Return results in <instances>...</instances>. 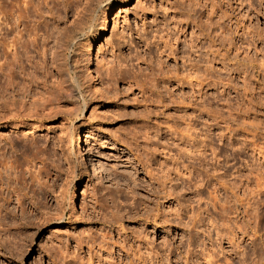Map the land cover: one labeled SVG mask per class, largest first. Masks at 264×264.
Returning a JSON list of instances; mask_svg holds the SVG:
<instances>
[{
    "label": "rangeland",
    "instance_id": "rangeland-1",
    "mask_svg": "<svg viewBox=\"0 0 264 264\" xmlns=\"http://www.w3.org/2000/svg\"><path fill=\"white\" fill-rule=\"evenodd\" d=\"M14 1L7 6L6 0L0 10V264H111L120 258L129 264L131 257L119 251L125 238L135 249L140 246V264H151L144 257L155 254L152 264L202 263L198 250L208 216L204 209L213 197L205 190L207 180L264 166V69L259 65L264 62V0H227L229 8L223 0L233 22L221 21L231 30L227 34L231 45L225 46L228 56L223 59L214 56L220 28L203 25L213 0H112L110 26L102 33L94 22V15L101 12L95 0ZM87 4L93 8L90 25L74 38L80 19L87 16ZM181 25L188 38L182 39L180 58L170 66L181 75L191 73L187 77L192 84L175 87L174 82L168 90L175 94L168 96L159 82L161 89L153 97L161 96L164 102L149 106L155 114L149 116L137 90L130 89L124 78L155 66L157 57L168 51L163 41L171 43ZM201 26L205 36L194 53L191 44ZM69 36L73 40L66 46ZM212 40L218 44L212 45ZM147 47L149 54H144ZM109 66L114 72L106 69ZM74 70L83 89L78 99ZM74 104L82 108L76 119ZM168 121L176 133L166 130ZM79 136L83 139L78 150ZM201 144L206 145L200 148L203 155L194 152ZM181 146L189 150L183 153ZM93 158L101 167L90 168ZM176 168L190 174L180 176ZM150 169L156 174L153 178ZM77 176L81 184L73 210L68 198ZM261 187L260 194L252 195L260 200L258 232L253 237L251 232L247 237L236 233L235 243L243 253L233 254L232 264H264V179ZM147 211L159 215L145 221ZM112 214L122 225L101 222L102 215L109 220ZM164 216L172 224L161 223ZM103 231L113 234L110 241L117 245L110 244L108 255L104 252L97 260L98 247L89 237L99 241Z\"/></svg>",
    "mask_w": 264,
    "mask_h": 264
},
{
    "label": "bare ground",
    "instance_id": "bare-ground-1",
    "mask_svg": "<svg viewBox=\"0 0 264 264\" xmlns=\"http://www.w3.org/2000/svg\"><path fill=\"white\" fill-rule=\"evenodd\" d=\"M1 1H3V0H0V10H1V8L3 7V3L6 1V0H4L3 1V3H1ZM10 1V3L8 2V5L7 6H9V4H13V1L14 0H9ZM23 1H27V0H23ZM112 0H95V7H99L101 10V12L100 13H102V15L99 13V14H95L94 15V22H95V24H96V26H97V29H98V33H102V32H104L109 26H110V21H109V19H110V16H109V14H110V12H111V10H112V8H113V2L114 1H112ZM218 1V0H217ZM221 2L218 4L216 1H212V3H210V8L208 9V11H206L207 12V19H206V21L204 22L205 24H203V25H205L204 27L206 28V27H212V25L214 26V27H218V28H220V31H221V33L219 32V34H220V36H219V38H218V36H217V39H220L219 41H217V42H219V44L216 42V40H212V45L214 44V43H217L218 44V46H219V48H217V52L215 53V55L214 56H219L220 55V57L222 58V57H225L226 58V56H228V50L226 49V47L228 48V46H226L227 44L229 45V43L231 42H229L228 40H230L229 39V37L230 36H228L227 37V34L229 35V30L230 29H227L224 25L222 26L221 24H222V22L224 21V20H227L228 22H230L231 24L233 23V22H231V20H232V16L229 14V13H227L226 12V9H224L223 8V6H224V4L225 3H223V0H220ZM227 1V0H226ZM260 1V0H259ZM15 3H16V0L14 1ZM24 2V3H25ZM106 2V3H105ZM190 2V1H189ZM225 2V1H224ZM7 3V2H6ZM26 3H28V2H26ZM105 3V4H104ZM191 3V2H190ZM193 3V2H192ZM199 4L197 1L195 2V4ZM240 3V2H239ZM172 4V3H171ZM195 4H194V6H193V4H192V6L191 7H195ZM188 5V4H187ZM230 2H226V7H230ZM6 6V5H5ZM93 6V7H94ZM185 6V5H184ZM264 6V5H263ZM94 7V8H95ZM186 7V6H185ZM197 7V6H196ZM201 7V6H200ZM225 7V8H226ZM98 8V9H99ZM206 8V7H205ZM85 9V8H84ZM92 7L90 6V4H87V8L85 9V10H87L86 11V17L85 16H83V18L82 19H80V17H79V19H80V22H79V27H80V29H78V30H74V38H76L77 36V34H79V33H84V31L88 28V26L90 25L89 23H90V14H91V11H92ZM192 9V8H191ZM194 9V8H193ZM3 10V9H2ZM85 10H83L84 12H85ZM96 10V9H95ZM182 10V9H181ZM185 10V9H184ZM205 10V9H204ZM180 11V10H179ZM194 11V10H193ZM195 12V11H194ZM0 14H2L1 13V11H0ZM17 14V13H16ZM183 14V13H182ZM182 14H181V16H182ZM186 14H187V12H186ZM185 14V15H186ZM190 14V13H189ZM19 15V14H18ZM84 15V14H83ZM101 15V16H100ZM188 15V14H187ZM186 15V18H185V21H183L185 24H186V19H187V16ZM2 16V15H1ZM20 16V15H19ZM190 16V15H189ZM199 16V15H198ZM197 16V17H198ZM18 17V16H17ZM21 17V16H20ZM185 17V16H184ZM192 17V16H191ZM200 17V16H199ZM214 17H218L217 19L216 18H214ZM175 18V17H174ZM177 18V17H176ZM175 18V19H176ZM193 18V17H192ZM195 18V17H194ZM201 18V17H200ZM215 20H214V19ZM181 18H179V20H180ZM188 19H189V17H188ZM196 20V19H195ZM203 20V19H202ZM181 21V20H180ZM199 21V20H198ZM222 21V22H221ZM237 21V20H236ZM196 22V21H195ZM176 23V22H175ZM200 23H201V20H200ZM1 24H2V22H1ZM14 24V23H13ZM184 24V25H185ZM227 24V23H226ZM225 24V25H226ZM229 24V23H228ZM16 25V24H15ZM177 25V24H176ZM196 25V24H195ZM202 25V24H201ZM12 26V25H11ZM187 25H185V27H186ZM227 26V25H226ZM229 26V25H228ZM76 27V26H75ZM78 27V28H79ZM176 27V26H175ZM202 27V26H201ZM201 27H198V31H200V33H199V35L198 34H196V35H198V36H196V35H194V37L196 38L195 39V43L193 42V44H191L192 45V47L194 48V50H193V52L194 53H196V51H197V45H198V43H200V41H201V39L203 38V36H205L204 35V33H203V31H204V27H202V29H201ZM170 28V27H169ZM13 29V28H12ZM20 31V30H19ZM231 31V30H230ZM17 32V31H16ZM233 32V31H232ZM170 33V32H169ZM16 34V33H15ZM14 34V35H15ZM69 35H72V34H69ZM193 35H191L190 36V42L192 43V40H194V39H191V37H193ZM218 35V34H217ZM76 36V37H75ZM18 37V36H17ZM20 37V36H19ZM70 37V40H69V42H67L65 45L67 46L69 43H72V40H73V36H69ZM174 37V36H173ZM187 34H186V28H183V26L181 25V26H179V27H177V33L175 34V37L174 38H171L170 37V39H173V41L170 43L168 40H166V41H168V42H164L163 41V43H164V46H167L168 48H167V50L168 51H166L165 53H167L166 55L164 54V56H159V57H157V62H155V64H153V65H155V66H151L150 67V69H149V71L148 72H142V70H141V72L142 73H144V74H142V76H141V72L139 73L140 75L138 76L137 75V73H135V74H133L131 77H125L124 79H127V84L129 85V88L130 89H134V90H137V92H138V94H139V96L141 97V99H142V102H143V106H144V104H145V108H146V112H148V114L150 113V114H153V115H155L154 113H153V110H152V108H149V106H151V105H153L155 102L156 103H162V101L161 100H163V102H164V99H162L163 97H156V98H154L153 96V94H154V92L156 91H158V86H159V82H160V84H161V88H164V93L166 92V94L168 95V94H171V93H173V92H170L169 93V91H172V90H168V88H171L172 89V87H171V85H173V83L174 82H176V85H174L175 87H178V85L179 84H183V83H190V84H192L191 82H192V80H191V73L188 75V72L186 73V75H181L179 72H178V68L177 67H175V69H173V67H172V65L170 66V62H174V61H177V59L178 58H180V54H181V50H180V46L182 47V45H183V42H182V39L184 38V40L186 41L187 40ZM155 38V37H154ZM14 39V38H13ZM12 39V40H13ZM160 39H161V37H160ZM16 40H17V38H16ZM15 40V41H16ZM68 40V39H67ZM75 40V39H74ZM14 41V40H13ZM152 41H154V40H152ZM150 42V41H149ZM149 42H147L146 43V46H149ZM162 42V41H161ZM1 43H4V40L3 41H1ZM11 43H13V42H11ZM16 43V42H15ZM15 43H13V44H15ZM23 43V42H22ZM27 43V42H26ZM162 43V44H163ZM6 44V46L5 47H7V44H8V42L7 43H5ZM12 44V45H13ZM185 44H187V43H185ZM11 45V46H12ZM65 45H64V47H65ZM230 45H231V43H230ZM0 46H1V44H0ZM3 46L4 45H2V48H3ZM62 47H63V44L61 45ZM217 46V47H218ZM226 46V47H225ZM9 47H10V44H9ZM135 47H139V45L137 44V43H135ZM13 48V47H12ZM17 48V47H16ZM66 48V47H65ZM144 48V47H143ZM166 48V47H165ZM221 48L223 49V53H220V51H221ZM7 49H9L8 47H7ZM6 49V50H7ZM151 49V48H150ZM157 49H158V47H157ZM160 49H161V47H160ZM230 49V48H229ZM237 49V48H236ZM5 49H3V54H6L5 52L6 51H4ZM147 50L148 51H146V50H143L144 51V54L145 53H147V54H149V48L147 47ZM166 50V49H165ZM0 51H2V50H0ZM9 51V50H8ZM7 51V52H8ZM216 51V50H215ZM10 53L11 52H13V51H9ZM164 52V50H159L158 51V53H160V54H162ZM186 52V51H185ZM211 52V51H210ZM184 53V52H183ZM213 53V52H212ZM9 54V53H8ZM7 54V55H8ZM214 54V53H213ZM196 55V54H195ZM5 56V55H4ZM9 56V55H8ZM15 56V55H14ZM20 56V55H19ZM134 56V55H133ZM248 56V55H247ZM246 56V57H247ZM151 57V56H150ZM245 57V58H246ZM7 58V57H6ZM182 58V57H181ZM214 58V57H213ZM248 58V57H247ZM15 59L16 58H14V59H12V60H14L15 61ZM130 59V58H129ZM200 59V58H199ZM223 59V58H222ZM249 59V58H248ZM122 60V59H121ZM145 60V59H144ZM263 60V59H262ZM13 61V62H14ZM118 61V63H120L121 61H120V59L119 60H117ZM125 61V60H124ZM132 61V60H131ZM250 61H252V60H250ZM16 62H17V60H16ZM256 62V61H255ZM15 63V62H14ZM117 63V64H118ZM153 63V62H152ZM257 63V62H256ZM3 64V63H2ZM12 64V63H11ZM16 64V63H15ZM14 64V65H15ZM1 65V64H0ZM7 65V64H6ZM13 65V64H12ZM12 65H11V67H12ZM256 65H258V64H256ZM260 65V68H262V69H264V62L263 61H261V63L259 64ZM2 66V65H1ZM8 66H10V65H8ZM114 66V65H113ZM121 66V65H120ZM175 66V65H174ZM194 66V65H193ZM76 67V66H75ZM110 67V66H109ZM107 68L106 67V69H109L111 72L113 71L112 69H115V68ZM117 67V66H116ZM125 67V66H124ZM192 67V66H191ZM1 68V67H0ZM9 68V67H8ZM119 68V67H118ZM117 68V69H118ZM177 68V69H176ZM258 69H259V67H257ZM88 69L90 70L91 68L90 67H88ZM198 69V68H197ZM1 70V69H0ZM4 70V69H3ZM76 70V69H75ZM75 70H74V99H78V98H82V94H83V89H82V82L80 81V79H79V75L75 72ZM192 70V69H191ZM117 71V70H116ZM193 71V70H192ZM191 71V72H192ZM108 72V71H107ZM110 72V74L109 73H107L108 75H113V73H111ZM114 72V71H113ZM128 72V71H127ZM131 72V71H130ZM183 73V72H182ZM260 73V72H259ZM4 74H6V73H4ZM120 74H121V72H120ZM127 74V73H126ZM129 74V73H128ZM262 74H263V72H262ZM130 75V74H129ZM9 76V75H8ZM114 76V75H113ZM123 76V75H122ZM187 76H190V77H187ZM116 77V76H115ZM121 77V75L119 76V78ZM9 78V77H8ZM7 78V79H8ZM121 80V79H120ZM195 80V83H197V84H201V80H198V78H195L194 79ZM245 81V80H244ZM249 81V80H248ZM15 82V81H14ZM116 82V81H115ZM3 83V82H2ZM245 83H246V81H245ZM7 84V83H6ZM10 84V83H9ZM13 84V83H12ZM249 84V83H248ZM4 85V84H3ZM180 85V86H181ZM186 85V84H185ZM202 85V84H201ZM245 85V84H244ZM247 85V84H246ZM174 86H173V88H174ZM10 87V86H9ZM182 87V86H181ZM73 88V87H72ZM160 88V89H161ZM183 88V87H182ZM245 88V87H244ZM263 88V87H262ZM4 89V88H3ZM159 89V90H160ZM247 89V88H246ZM87 91V90H86ZM160 92V91H159ZM180 92H181V90H180ZM183 92V91H182ZM4 93V92H3ZM5 93H7V92H5ZM72 93H73V91H72ZM85 93V92H84ZM88 93V92H87ZM163 93V94H164ZM86 94V93H85ZM157 93H155V95H156ZM160 94V93H159ZM173 94H175V93H173ZM72 95V94H71ZM172 95V94H171ZM156 96H159V95H156ZM168 96H170V95H168ZM167 96V97H168ZM175 96V95H174ZM174 96H173V98L172 99H174ZM172 97V96H171ZM139 98V97H138ZM165 99H170V98H165ZM171 100V99H170ZM169 100V101H170ZM175 100V99H174ZM44 101V100H43ZM46 101V100H45ZM137 101V100H136ZM135 101V102H136ZM175 102V101H174ZM182 101H180V103H181ZM43 103V102H42ZM84 103V102H83ZM177 103V102H176ZM179 103V104H180ZM249 103V102H248ZM157 104V105H158ZM165 104V103H164ZM178 104V103H177ZM182 104V103H181ZM183 104H184V102H183ZM74 105H76V104H74ZM166 105H167V103H166ZM196 105V104H195ZM11 106H13V105H11ZM11 106H8V108L9 107H11ZM162 106V105H161ZM168 106V105H167ZM5 107V106H4ZM163 107V106H162ZM164 107H165V105H164ZM195 107V106H194ZM7 108V107H6ZM73 108V107H72ZM176 108V107H175ZM19 109V108H18ZM154 109V108H153ZM8 110V109H7ZM20 110V109H19ZM195 110V109H194ZM159 111V110H158ZM81 112H82V108H81V106L80 105H76V107L74 108V118L76 119V118H78L79 116H80V114H81ZM141 112V111H140ZM144 112V111H143ZM162 113H163V111H161ZM6 114V113H5ZM8 114V113H7ZM12 114V113H11ZM21 114V113H20ZM147 114V113H146ZM150 114H149V116H150ZM161 114V113H160ZM143 115V114H142ZM141 115V116H142ZM145 115V114H144ZM11 116V115H10ZM145 117V116H144ZM7 118V117H6ZM2 119V118H1ZM179 120H181V119H179ZM166 121H167V119H166ZM169 122V124H170V121H168ZM167 122V123H168ZM167 123H166V127H168V129H166L168 132H171V130H173V128H172V126H171V124L169 125V126H167ZM158 124V123H157ZM157 124H155L156 126H157ZM165 124V123H164ZM174 124H176V123H174ZM11 125V124H10ZM16 125H18V124H16ZM161 124H159V126H160ZM162 125H163V123H162ZM173 125V124H172ZM155 126V127H156ZM158 126V127H159ZM165 126V125H164ZM161 127V126H160ZM176 127H174V129H175ZM146 129V128H145ZM155 129V128H154ZM152 130V129H151ZM177 130V129H176ZM176 130H173L172 131V134H173V132L174 133H176L175 131ZM194 130V129H193ZM183 130L181 129V132H182ZM177 132H180V130L179 131H177ZM183 133V132H182ZM151 134V133H150ZM178 134H180V133H178ZM185 133H183V135H184ZM195 134V133H194ZM147 135V134H146ZM182 135V134H181ZM185 136V139H188V137L186 138V135H184ZM195 136V135H194ZM174 137V136H173ZM182 138H183V136H182ZM182 138H181V140H182ZM82 139H83V136L81 137V136H79L78 137V139H77V148H78V150L80 149V147H81V141H82ZM184 139V140H185ZM190 139V138H189ZM200 139V138H199ZM198 140V139H197ZM187 141H189V140H187ZM199 141V140H198ZM203 141V140H202ZM201 143V142H200ZM192 144V143H191ZM199 144V143H198ZM196 145V144H195ZM184 146H186V145H184ZM202 146H204V148H205V146L206 145H200L198 148H196L195 147V149H194V152H195V150L196 151H198V153L199 154H202L203 155V151H204V149H203V151H201V147ZM182 148L180 149L179 148V150H182L183 149V146H181ZM188 147V146H187ZM186 148V147H185ZM184 150H186V151H184ZM187 150H189V147L188 148H186V149H183V153L185 152H187ZM191 150V149H190ZM79 152V151H78ZM180 153L182 152V151H179ZM214 152V151H213ZM81 153V152H80ZM150 153V152H149ZM195 154V153H194ZM184 155V154H183ZM146 156V155H145ZM152 156V155H151ZM179 156H182V153L181 154H179ZM189 156V155H188ZM205 156V155H204ZM139 158V157H138ZM94 159V158H93ZM177 159V158H176ZM185 159V158H184ZM187 159V158H186ZM172 160H173V158H172ZM175 160V159H174ZM150 162V161H149ZM176 162H177V160H176ZM198 162V161H197ZM200 162V161H199ZM91 165H90V168H95V167H101V163L99 162V160L97 159V158H95L93 161H91ZM174 163H175V161H174ZM179 164V163H178ZM184 164V163H183ZM175 165V164H174ZM177 165V164H176ZM186 165V164H185ZM184 165V167H186ZM178 166V165H177ZM182 166V165H181ZM180 166V168H182ZM1 167V166H0ZM176 167V166H175ZM184 167L182 168V169H184ZM89 168V169H90ZM147 168V167H146ZM167 168V167H166ZM188 168V167H187ZM262 168L260 167V168H255V167H253V166H251L249 169H247L246 171H244V173H242V172H240V171H237L236 172V174H230V176H231V178H228V177H230V176H228V177H225V175H222V176H219V175H217V176H215V175H212L213 177H214V179H213V181H211V180H207V184L205 185V190L206 191H209V192H211V194H213L212 196V198H209L208 199V203H206V208L204 209V211L206 212V214L208 215L207 216V218H205L204 217V219H205V221H204V226H205V228H204V238L200 241L201 242V244H200V248H199V252H198V256H199V258H201L202 259V263L203 264H232V258H233V254L235 255V254H237V253H240V250H239V248L241 247H239L238 246V244H236L235 243V239H236V233H241V235L242 236H245V237H247V236H250V237H253L257 232H258V229H257V220H258V218H259V208H260V200H253V194L254 193H256V194H260L261 192H262V187H261V185L263 184V179H264V166H263V170H261ZM161 170V169H160ZM169 170L171 171L172 169H170L169 168ZM176 171L178 170V168H176L175 169ZM185 170H187V169H185ZM87 171V170H86ZM175 171V173H176V175H177V172L178 173H180V172H182L183 174L185 173V172H183V171H181V169H180V172H179V170L176 172ZM152 172L154 173V171L152 170ZM151 172V169L150 170H148V175H149V177H151V178H153V176L154 175H156V174H151L152 173ZM172 172V171H171ZM174 172V171H173ZM190 172V171H189ZM167 173V172H166ZM182 173H180L179 175L181 176L182 175ZM170 174V173H169ZM169 174H168V176L167 177H169ZM190 174V173H189ZM189 174H184V176L185 175H189ZM124 175V174H123ZM176 176V177H180V176ZM233 175V176H232ZM158 176V175H157ZM227 176V175H226ZM171 178V177H170ZM170 178H168V179H170ZM76 182H75V184H74V191H73V193H71V195H70V197L68 198V205H69V207H71V209H73V210H75V208H77V200H76V195H77V189H78V187L80 186V184H81V177L80 176H77L76 178ZM138 178H135V180H137ZM158 179V178H157ZM165 179V178H164ZM172 179V178H171ZM141 180V179H140ZM167 181V180H166ZM202 181V180H201ZM158 182V181H157ZM160 182V181H159ZM134 183V182H133ZM141 183V182H140ZM142 184V183H141ZM159 184V183H158ZM135 186V185H134ZM139 186H141L140 184L138 185V184H136V187L138 188ZM140 188V187H139ZM151 190V189H150ZM155 193V192H154ZM170 195V194H169ZM220 195L221 196H223V197H220ZM209 197H211V196H209ZM63 198V197H62ZM61 198V199H62ZM221 198H222V200H221ZM207 202V201H206ZM146 204V203H145ZM146 206V205H145ZM153 206V205H152ZM147 207H149V205L147 206ZM146 207V208H147ZM149 208H151V207H149ZM148 208V209H149ZM156 207H154V209H155ZM147 209V210H148ZM158 209V208H157ZM176 209V208H175ZM150 211H152L153 210V208H152V210L151 209H149ZM150 211H147L148 213H146V215H144V220L146 221L148 218H150L151 216H154L155 218L156 217H158V215L159 214H154L155 212H151L152 214H150L149 212ZM175 211V210H174ZM111 212V211H110ZM146 212V211H145ZM158 212V211H157ZM171 212H173V211H171ZM114 213V212H113ZM177 213V212H176ZM175 213V214H176ZM101 214V213H100ZM105 214V213H104ZM171 214V213H170ZM177 214H179V213H177ZM114 215L116 216V214L114 213ZM180 215V214H179ZM215 215H218V216H220V218H218V217H216ZM58 216H59V214H58ZM115 216L113 217V214H112V220L111 219H109V220H107L108 219V217L106 218V216L105 215H102L101 217H103V218H101V222L102 223H104L105 221H107V222H110V225H111V221L112 222H119L118 224H121V222H120V220L118 221V218H116L115 219ZM161 216V215H160ZM51 217V216H50ZM118 217V216H117ZM119 217H120V215H119ZM196 217V216H195ZM110 218V217H109ZM155 218H153V219H155ZM202 218V217H201ZM121 219V218H120ZM160 219H163V221H161V223L163 222H165L164 224H169L170 225V223H171V221H170V219L168 218V217H166V216H164V217H161ZM191 219V218H190ZM203 219V220H204ZM122 220V219H121ZM149 220V219H148ZM147 220V221H148ZM151 220V219H150ZM123 221V220H122ZM198 221H199V219H198ZM219 221V222H218ZM221 221V222H220ZM106 222V223H107ZM116 223V224H117ZM123 223V222H122ZM155 223H156V221H155ZM113 225H116V224H114V223H112ZM172 224V223H171ZM122 225V224H121ZM121 225H119V226H121ZM155 225V224H154ZM118 226V225H117ZM116 226V227H117ZM123 227V226H122ZM121 227V228H122ZM222 227V228H221ZM224 227V228H223ZM118 228V227H117ZM120 228V227H119ZM126 229V228H125ZM135 229V228H134ZM97 230V229H96ZM95 230V231H96ZM118 230V229H117ZM123 230V229H122ZM131 230V229H130ZM132 231V230H131ZM135 231V230H134ZM97 232V231H96ZM118 232V235L120 236L121 234V232L120 231H117ZM251 232V233H250ZM84 233V232H83ZM99 233V232H98ZM141 233V232H140ZM198 233V232H197ZM249 233H250V235H249ZM85 234V233H84ZM94 234V233H93ZM135 234V233H134ZM194 234V233H193ZM101 236V239H99V241H97V239H96V237H94V235L93 236H91V234H90V237L89 238H91L90 239V241H91V243L94 245H97V247H98V250H99V253H94V258H95V256H96V258H97V260H100V259H102L103 258V253L105 252L106 254H107V251L106 250H108V247L109 246H111L110 244H112L111 243V241H110V239L112 238V235L113 234H111V235H109L108 234V231L107 232H102V234H100ZM99 237V238H100ZM250 237H248V238H250ZM81 238V237H80ZM88 238V237H87ZM120 238V237H119ZM122 238V237H121ZM137 237L136 236H133V239L135 240ZM126 239V238H125ZM123 240V243L121 244V247H119V251H121V250H124L125 251V254L127 255L126 257L128 258L129 256L131 257V258H128V263L129 264H134V263H136L137 262V264L139 263L140 264V262L142 261V259L141 258H143L142 257V255L141 254H143V252L141 253V251H140V246L137 248V249H135V247H133L132 245H133V243H132V245H131V243H130V241L129 242H127L126 240ZM122 240V239H121ZM224 240H226V242L225 243H227V246H226V244H224ZM88 241V240H87ZM113 241V240H112ZM136 241H138V238L136 239ZM166 241V240H165ZM78 242V241H77ZM81 242V241H80ZM79 242V243H80ZM83 242V241H82ZM114 242H116V241H114ZM169 241L167 240V243H168ZM238 242V241H237ZM117 243V242H116ZM116 243H113V244H115V245H117ZM127 243V244H126ZM113 244H112V246H113ZM166 244V243H165ZM114 245V246H115ZM126 245H127V247L129 248V250L128 249H126ZM137 245H139V244H137ZM136 246V245H135ZM235 246L238 248H235ZM79 247V246H78ZM142 247V246H141ZM148 247H150V246H148ZM168 247H169V245H168ZM167 247V248H168ZM134 248V249H133ZM143 248V247H142ZM237 249V250H233V249ZM146 249H147V247H146ZM145 249V250H146ZM149 249V248H148ZM150 250H151V248H150ZM95 251V250H94ZM93 251V252H94ZM143 251V250H142ZM148 251V250H147ZM168 251H169V249H168ZM167 251V252H168ZM242 251V250H241ZM122 252V251H121ZM156 252V251H155ZM117 253H119V252H117ZM150 253V255H151V252H149ZM171 253V252H170ZM241 253H243V251L241 252ZM109 254H111V253H109ZM120 254V253H119ZM108 255V254H107ZM121 255V254H120ZM119 255V256H120ZM154 255V254H153ZM169 255V254H168ZM187 255V254H186ZM76 257V256H75ZM80 257V256H79ZM77 258H78V256H77ZM126 258V259H127ZM155 259H157V256H156V254H155V257H154ZM153 256H150L149 258H147L146 256L144 257V259H145V262H146V259H148L147 260V262L149 261L151 264L153 263ZM122 258H120L119 259V261L120 262H113V263H111V264H124V261L123 260H121ZM78 260V262H80L81 263V259L79 258V259H77ZM80 260V261H79ZM84 261V260H83ZM112 261V260H111ZM148 262V263H149ZM196 262V261H195ZM126 263V262H125ZM202 263H200V262H198V264H202ZM85 264V263H84ZM110 264V263H109ZM141 264H143V263H141ZM146 264V263H145Z\"/></svg>",
    "mask_w": 264,
    "mask_h": 264
}]
</instances>
